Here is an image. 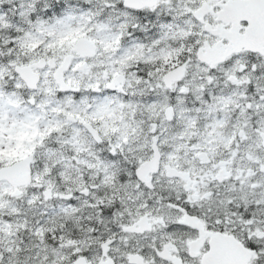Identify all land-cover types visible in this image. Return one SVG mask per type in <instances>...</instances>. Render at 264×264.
Here are the masks:
<instances>
[{"label": "flooded vegetation", "instance_id": "obj_1", "mask_svg": "<svg viewBox=\"0 0 264 264\" xmlns=\"http://www.w3.org/2000/svg\"><path fill=\"white\" fill-rule=\"evenodd\" d=\"M91 4L115 25L132 20L127 37L143 35L139 25L150 21L171 22L175 4L185 41L141 50L129 69L102 72L103 84L83 74L96 54H66L72 56L63 76L72 67L75 84L64 76L70 88L59 87L54 99L68 126L61 142L47 145L95 169L82 172L76 191L59 179L38 192L86 202L89 244L68 263L264 264V0H0V12L27 18L23 27ZM63 57L48 58L57 67ZM96 95L109 97L115 112L109 130H102L103 118L89 117ZM17 101L28 102L23 112L38 110L27 89ZM41 144L18 159L29 152L40 158L47 147ZM155 154L156 170H146ZM99 161L111 177L89 178ZM0 182L18 198L29 186Z\"/></svg>", "mask_w": 264, "mask_h": 264}, {"label": "rangeland", "instance_id": "obj_2", "mask_svg": "<svg viewBox=\"0 0 264 264\" xmlns=\"http://www.w3.org/2000/svg\"><path fill=\"white\" fill-rule=\"evenodd\" d=\"M91 5H75L67 13L42 17L38 24L27 23L29 25L23 27L21 24L28 21L27 18L9 19L0 12V155L4 154L0 165L17 160L22 151H29L33 145L61 142L65 136L63 129L68 126L62 116L65 110L60 108L58 99H54L59 87L51 76L52 69H38L41 78L37 89L30 90L25 88L9 63L25 65L39 57H52L58 63L72 52L76 38L86 36L96 42L97 52L90 60V68L83 74L93 75L91 83L99 81L103 84L102 72L112 75L124 64L129 69L134 63H128V60L139 58L141 50L182 47L185 41L175 4L171 6V22L158 19L157 22L150 21L149 26L139 25L138 29L144 32L139 37L125 36V29L133 25L132 20H121L115 25L102 15L100 8ZM71 73L77 74L71 67L64 76L72 86L75 82ZM24 89H27L28 97L37 100L35 108L38 110L33 109L34 113L29 108L23 112L29 106L28 102L18 106L17 100ZM84 98L80 100L84 101ZM91 99L95 103L89 117L103 118L101 128L109 130L108 118L115 114L108 106L109 97L96 95ZM66 103L70 101L67 99ZM126 105L122 102L121 106L125 108ZM73 132L81 134L75 128ZM42 154L31 162L32 183L19 198L12 196L8 183L0 182V264H69L68 256L89 244L83 196L72 201L47 200L38 191L59 179L70 183L67 192L76 191L81 184L79 177L84 175L82 172L89 167L95 169V163L85 158L74 162L73 158L59 154L56 148L48 145ZM99 163L101 169L94 170L89 178L100 174L111 177L110 166L106 162Z\"/></svg>", "mask_w": 264, "mask_h": 264}, {"label": "water", "instance_id": "obj_3", "mask_svg": "<svg viewBox=\"0 0 264 264\" xmlns=\"http://www.w3.org/2000/svg\"><path fill=\"white\" fill-rule=\"evenodd\" d=\"M72 51L75 52L79 56H93L96 53V43L94 40H90L89 38L82 36L75 39V42L72 46ZM71 55H65L60 62V65L55 67L54 62L51 58H48L46 61V65L51 67H55V70L52 74L55 83L62 90H67L70 87L64 80L63 72L66 71L70 64ZM14 70L18 74L19 78H21L25 86L29 89H37V84L40 80L38 72L34 70V68H43L44 58L40 57L36 63L33 64H25L24 66L14 65ZM85 65H81L79 68L83 69ZM181 66H178L176 70L178 71ZM175 72L174 70L172 73ZM33 154L29 153L28 155L14 161L12 163H8L6 165L0 166V181H8L12 184L14 188L19 187L20 185H28L30 184L31 179V167L30 163L32 161ZM157 154H155L149 161L146 162L148 165L146 170L155 171L157 168ZM141 168V167H140ZM140 171V169H138ZM50 190L49 188L46 191ZM13 193V192H12ZM15 193H13L14 195ZM78 264V263H75Z\"/></svg>", "mask_w": 264, "mask_h": 264}, {"label": "trees", "instance_id": "obj_4", "mask_svg": "<svg viewBox=\"0 0 264 264\" xmlns=\"http://www.w3.org/2000/svg\"><path fill=\"white\" fill-rule=\"evenodd\" d=\"M3 158H4V154L0 155V163L4 160Z\"/></svg>", "mask_w": 264, "mask_h": 264}]
</instances>
